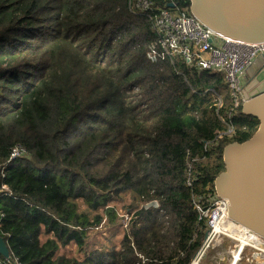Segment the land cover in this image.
Wrapping results in <instances>:
<instances>
[{"label": "trees", "instance_id": "obj_1", "mask_svg": "<svg viewBox=\"0 0 264 264\" xmlns=\"http://www.w3.org/2000/svg\"><path fill=\"white\" fill-rule=\"evenodd\" d=\"M155 39L128 0H0V235L20 264H189L201 247L192 193L214 188L225 147L259 121L231 111L222 75L151 61ZM16 146L25 153L8 162ZM127 191L160 209L88 253L104 218L88 212L116 225L108 206ZM72 244L83 260L59 255Z\"/></svg>", "mask_w": 264, "mask_h": 264}, {"label": "built area", "instance_id": "obj_2", "mask_svg": "<svg viewBox=\"0 0 264 264\" xmlns=\"http://www.w3.org/2000/svg\"><path fill=\"white\" fill-rule=\"evenodd\" d=\"M128 6L131 12L147 16L153 25L156 39L147 49V57L151 61L169 60L174 63L175 60L181 59L188 68L198 74L207 71L210 74L222 75L233 100L231 111L242 108L245 87L248 84L245 79L248 72L264 59V42L238 41L221 35L196 18L191 13L190 6L180 5L178 0H128ZM215 98L219 112L224 103L221 96L215 94ZM233 132L234 129L229 126L228 130L219 133L217 138L231 136ZM24 153V148L16 146L8 162L23 156ZM188 185L192 186V182L188 181ZM2 189L6 190L7 187L2 186ZM153 203L150 202L145 208L160 207L157 200ZM190 206L198 214L199 222H203L206 236L189 264H202L209 252L223 245L224 239L217 241L218 236L241 242L238 237L243 234V226L230 218L229 202L218 196L215 185L206 193H192ZM251 232L247 229L248 240L245 245H241V253L235 264H239L245 249L255 248L264 253V238L258 235L260 244L257 245L253 239V234L256 233ZM217 242L221 245L217 246ZM1 264L20 263L10 256L3 257Z\"/></svg>", "mask_w": 264, "mask_h": 264}, {"label": "water", "instance_id": "obj_3", "mask_svg": "<svg viewBox=\"0 0 264 264\" xmlns=\"http://www.w3.org/2000/svg\"><path fill=\"white\" fill-rule=\"evenodd\" d=\"M190 9L221 35L264 42V0H190ZM244 97L242 112L259 121L258 129L247 141L225 147V169L214 185L218 196L229 202L230 218L264 238V66L245 87ZM0 255L11 256L1 235Z\"/></svg>", "mask_w": 264, "mask_h": 264}, {"label": "rangeland", "instance_id": "obj_4", "mask_svg": "<svg viewBox=\"0 0 264 264\" xmlns=\"http://www.w3.org/2000/svg\"><path fill=\"white\" fill-rule=\"evenodd\" d=\"M154 201L151 202L153 203ZM149 203L150 202H144L131 191H127L125 193H122L120 196L114 197L109 203L108 207L115 208L118 213L119 218L116 221V225H113L108 221L107 215H105L104 213L105 209H100L96 212H91L88 210V214L92 219L98 214H100V216H104L103 221L99 227L88 230V253L98 248L106 247V249H110L112 247H118L121 243L124 232L129 228L128 226L131 222L130 220L131 217H133V214L141 208L146 207ZM153 204L155 205V203ZM135 205H137L138 208H135ZM154 207L151 206L150 208ZM79 208L81 211L88 209V207L82 202H79ZM131 208L134 211L129 214L128 209ZM157 209H160V207H158ZM44 239L45 238H43V240ZM220 245L221 244L217 243V246ZM235 247V244H232L229 241H225L223 245H221V247H218L215 250L209 252L206 258L203 260L202 264H232L233 259L230 263V251L234 250ZM236 252L237 250L232 254H236ZM58 253L59 255H64L69 258L76 257L81 260L84 259L85 254L83 251H79L77 246L74 244L60 249ZM239 264H264V253L255 248L245 249L243 251V254L241 255V261L239 262Z\"/></svg>", "mask_w": 264, "mask_h": 264}, {"label": "bare ground", "instance_id": "obj_5", "mask_svg": "<svg viewBox=\"0 0 264 264\" xmlns=\"http://www.w3.org/2000/svg\"><path fill=\"white\" fill-rule=\"evenodd\" d=\"M246 229V230H245ZM247 229L248 228H246V227H244L243 226V234H241V236L240 237H238V240L239 239H241L240 241L241 242H238L237 240H235V239H230V240H228V238L227 237H221V236H218L217 237V241H222V238L224 239V242L225 241H229V242H231L232 244H235V249L234 250H232V251H230V254H231V260H230V263H231V261H232V259H233V262H232V264H235V262H236V260L237 259H239V256H238V254L240 255V253H241V245L243 244V245H245V243L247 242V240H248V233H247ZM251 231V230H250ZM245 232V233H244ZM252 233V232H251ZM248 236H247V235ZM216 239V238H215ZM253 239H254V242L257 244V245H259L260 244V242H259V240H258V235H256V234H253ZM218 243V242H217ZM216 243V244H217ZM221 247V246H220ZM237 250V252H236V254H232L234 251H236Z\"/></svg>", "mask_w": 264, "mask_h": 264}, {"label": "crops", "instance_id": "obj_6", "mask_svg": "<svg viewBox=\"0 0 264 264\" xmlns=\"http://www.w3.org/2000/svg\"><path fill=\"white\" fill-rule=\"evenodd\" d=\"M264 66V59H261L256 66H254L247 74V78L245 79V83H249L259 72V70Z\"/></svg>", "mask_w": 264, "mask_h": 264}]
</instances>
